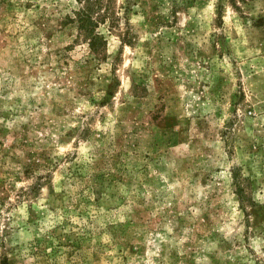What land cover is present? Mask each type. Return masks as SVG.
<instances>
[{"label": "rangeland", "instance_id": "rangeland-1", "mask_svg": "<svg viewBox=\"0 0 264 264\" xmlns=\"http://www.w3.org/2000/svg\"><path fill=\"white\" fill-rule=\"evenodd\" d=\"M0 264H264V0H0Z\"/></svg>", "mask_w": 264, "mask_h": 264}, {"label": "trees", "instance_id": "trees-1", "mask_svg": "<svg viewBox=\"0 0 264 264\" xmlns=\"http://www.w3.org/2000/svg\"><path fill=\"white\" fill-rule=\"evenodd\" d=\"M84 17H85V19H87L88 21H90V20H89V15H85ZM80 21H81L83 24H84V22H85V21L83 20V18H82V20H80ZM86 36H87V38L89 39L88 44H89L90 49H92L93 51H96L95 43H97V40H98L97 35H96V34H93L92 31L89 30V31L86 32Z\"/></svg>", "mask_w": 264, "mask_h": 264}]
</instances>
